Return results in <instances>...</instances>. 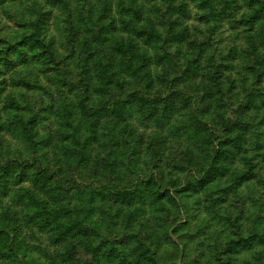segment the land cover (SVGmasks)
<instances>
[{
    "label": "trees",
    "instance_id": "16d2710c",
    "mask_svg": "<svg viewBox=\"0 0 264 264\" xmlns=\"http://www.w3.org/2000/svg\"><path fill=\"white\" fill-rule=\"evenodd\" d=\"M68 1L0 0V264H160L161 198H264V0Z\"/></svg>",
    "mask_w": 264,
    "mask_h": 264
},
{
    "label": "rangeland",
    "instance_id": "374dc122",
    "mask_svg": "<svg viewBox=\"0 0 264 264\" xmlns=\"http://www.w3.org/2000/svg\"><path fill=\"white\" fill-rule=\"evenodd\" d=\"M76 1L69 0L66 7L73 8ZM53 8L58 12L65 9L62 2L54 4ZM185 184V179L178 180V188ZM163 201L168 203V211L164 212L163 220L158 223L165 224V230L152 234L154 222L151 219L146 222L148 231L145 233L149 238L151 236L150 241L146 242L159 257L160 264H259L260 256L264 257V219L258 217V207L264 198L242 201V198L230 197L223 204H217L218 214L214 213L205 197L195 199L192 196L185 200L175 197L169 198V202L161 198L160 202ZM146 203L156 202L145 199L143 204ZM146 208L148 213L143 212V216L150 218L157 213L151 206ZM137 235L131 237L126 233V240L121 244L127 252L131 244L136 245L139 239L145 240L140 234ZM23 244L29 248L27 259L33 258V264H50L41 238L30 235ZM130 259L136 264L133 256Z\"/></svg>",
    "mask_w": 264,
    "mask_h": 264
}]
</instances>
